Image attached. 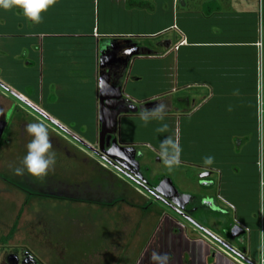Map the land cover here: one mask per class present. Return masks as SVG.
<instances>
[{
	"label": "crops",
	"instance_id": "obj_1",
	"mask_svg": "<svg viewBox=\"0 0 264 264\" xmlns=\"http://www.w3.org/2000/svg\"><path fill=\"white\" fill-rule=\"evenodd\" d=\"M259 42L264 58V0H56L35 25L18 9H0V67L6 66L1 97L13 110L8 94L26 97L33 113L86 147L98 143L101 74L116 75L134 105H165L162 113L152 109L123 117L119 142L136 148L155 183L170 179L155 177L164 157L168 167L181 159L201 191L183 194L206 199L201 210L226 217L210 227L185 221L187 237L226 241L244 263L259 264L264 231L255 134ZM116 45L131 51L123 65L109 54H119ZM81 119L88 124L79 125ZM209 156L212 163L205 164ZM214 188L225 189L233 201L217 205L218 198L208 194ZM233 210L237 220L227 218ZM188 246L194 264H235L214 260L201 242Z\"/></svg>",
	"mask_w": 264,
	"mask_h": 264
},
{
	"label": "rangeland",
	"instance_id": "obj_2",
	"mask_svg": "<svg viewBox=\"0 0 264 264\" xmlns=\"http://www.w3.org/2000/svg\"><path fill=\"white\" fill-rule=\"evenodd\" d=\"M7 53L10 55V51ZM5 67H0V73ZM18 96L8 94L15 109L0 141V264H10L7 261L10 256L29 257V264H156L151 260L153 252L167 254L166 264H194L189 253L190 241L208 245L214 260L222 257L235 264H246L235 247L226 241H215L208 236L189 239V224L185 220L118 174L92 152L93 145H81L33 113L26 97ZM4 98L0 92V121L13 107ZM261 121L263 129L260 131L258 119L255 133L260 148L261 143L264 146V118ZM32 122L43 123L48 128L52 150L56 153L55 165L41 179L15 173V169L22 166L25 146L31 139L25 135L24 126ZM78 122L86 126L89 120ZM142 137L149 141L147 134ZM178 162L168 167L164 157L155 177L158 174L157 177L170 178L180 193L201 192L196 175L181 159ZM153 166L160 167L155 162ZM150 179L152 182L154 175ZM208 194L213 199L218 198L217 205L222 207L225 206L221 200L233 201L225 189L219 192L214 188ZM229 213L227 218L236 219L234 210ZM193 219L205 227L214 222H226L225 216L208 210L199 211ZM14 223H18L15 234L4 242Z\"/></svg>",
	"mask_w": 264,
	"mask_h": 264
},
{
	"label": "flooded vegetation",
	"instance_id": "obj_3",
	"mask_svg": "<svg viewBox=\"0 0 264 264\" xmlns=\"http://www.w3.org/2000/svg\"><path fill=\"white\" fill-rule=\"evenodd\" d=\"M122 45H116L114 47H118V52L119 54H115L114 51H112L111 55H114V60L117 62L119 61L121 65H123L124 61H126L130 54L131 51L120 49L119 47ZM121 48V47H120ZM119 56V57H118ZM106 76V74H103ZM109 78V77H108ZM116 75H113V77L109 78L110 84L115 87H119L117 81H115ZM119 100V101H118ZM112 102V103H111ZM109 105H111L112 113H115L117 111H123L126 109H130V106L132 104L131 101L126 99L124 96L121 99H115L114 102L111 101ZM134 105V104H133ZM134 106H140V105H134ZM154 109V107H151L149 109H142L138 111L137 113H132L129 112L128 114H120V119L119 121L125 117V116H131V115H144L145 113H149L150 110ZM13 112V109L11 111ZM7 111V114L9 113ZM7 116V115H6ZM6 120V117L1 120L0 122H3ZM119 130V129H118ZM118 138V135H117ZM112 142V140H111ZM109 144V146L104 145L103 148L100 145L99 142V136H98V143L96 149V152L99 153L96 154L103 160L107 165H109L112 169H114L118 174L123 176L125 179H127L129 182L135 184L138 186L140 189L148 193L150 196H152L156 201L166 205L168 208H170L172 211H174L180 218H182L185 221H190L195 224V221L193 219V216L197 213L198 210L204 209L207 205V201L204 198H199V197H189L188 199L184 196L183 193H175L174 191H171L169 187L166 185H162L164 180L166 178H162L158 180V182H151L150 177L153 169L149 167H144L141 165V162L138 161L137 156V150L135 147H130V146H125L122 145L119 140L118 144L121 146L120 148L122 149H134L135 150V159L131 158L133 155V152H124L119 150L117 147H115V150L113 151V161L107 162L101 155L104 152H110L111 148L113 147L112 144ZM102 148V149H101ZM111 154V153H110ZM128 155V156H126ZM130 155V156H129ZM104 156V155H103ZM141 159V158H140ZM161 160V159H160ZM159 192V193H158ZM155 193H158L160 198L158 199L155 195ZM237 230H235L236 233ZM32 260V259H31ZM8 263L10 264H29L30 260L29 257H23L21 259L17 258L15 256H10L7 258ZM31 264V263H30ZM34 264H38L37 262Z\"/></svg>",
	"mask_w": 264,
	"mask_h": 264
},
{
	"label": "clouds",
	"instance_id": "obj_4",
	"mask_svg": "<svg viewBox=\"0 0 264 264\" xmlns=\"http://www.w3.org/2000/svg\"><path fill=\"white\" fill-rule=\"evenodd\" d=\"M56 0H0V9H18L21 14L32 24H39L42 21V14L55 5ZM165 105H157L154 113H162ZM163 119V116H160ZM164 128L167 125H163ZM161 129H158V131ZM27 137H31L26 144V153L22 158L21 167L15 169L16 175L27 173L35 179H41L48 175L49 171L56 163V153L52 150L49 139L48 128L40 122L27 123L24 126ZM205 164L212 163V157H205ZM261 254L264 255V231L261 232ZM169 257L167 254L153 252L151 260L156 264H166Z\"/></svg>",
	"mask_w": 264,
	"mask_h": 264
},
{
	"label": "water",
	"instance_id": "obj_5",
	"mask_svg": "<svg viewBox=\"0 0 264 264\" xmlns=\"http://www.w3.org/2000/svg\"><path fill=\"white\" fill-rule=\"evenodd\" d=\"M139 55V53L135 54ZM123 89L121 87H115L110 84V81L108 78H104L101 74V77L99 79V124H100V131H99V142L101 147L103 148L104 145L107 144L109 146L111 140L112 148L110 152H104L101 157H103L107 162L113 161V151L115 150V147H117L119 150L124 152H133V155L131 158L133 160L135 159V150L134 149H122L121 146L118 144V128H119V119L120 114H128L129 112L137 113L138 111L142 109H149L151 107H155L154 103H147L140 106H134L131 104L130 109H126L123 111H117L115 113H112L111 105L109 103L111 101L114 102L115 99H121L123 98ZM119 101V100H118ZM112 103V102H111ZM11 116V112L8 113L6 120L3 122H0V141L2 139L4 129L6 125L9 122ZM101 148V149H102ZM111 153V154H110ZM96 154L99 155V153L96 152ZM104 155V156H103ZM128 156V155H126ZM130 156V155H129ZM162 185H167L171 191H174L175 193H178V190L174 188L172 182L170 179H165ZM159 193V192H158ZM158 193H155L156 197L159 199L160 195ZM185 196V195H184ZM187 199L189 197L185 196ZM236 229L240 230L238 227Z\"/></svg>",
	"mask_w": 264,
	"mask_h": 264
},
{
	"label": "built area",
	"instance_id": "obj_6",
	"mask_svg": "<svg viewBox=\"0 0 264 264\" xmlns=\"http://www.w3.org/2000/svg\"><path fill=\"white\" fill-rule=\"evenodd\" d=\"M262 32V31H261ZM259 50H260V54H259V86H258V91H257V104H258V119H259V127H260V131H262L263 129V122L261 121L264 118V83H263V62H264V58H263V53H262V49H263V45L261 42H259L258 44ZM177 49V48H176ZM95 148V149H93ZM96 149H98L97 144L92 147V152L96 154ZM259 156H258V169L259 172L261 174V186L264 187V180H263V176H264V155H263V151H264V146L261 143V148H259ZM262 217V216H261ZM262 220V218H261ZM261 227H262V222H261ZM216 253H218L216 251ZM259 264H264V255L261 254V258H260V263Z\"/></svg>",
	"mask_w": 264,
	"mask_h": 264
},
{
	"label": "trees",
	"instance_id": "obj_7",
	"mask_svg": "<svg viewBox=\"0 0 264 264\" xmlns=\"http://www.w3.org/2000/svg\"><path fill=\"white\" fill-rule=\"evenodd\" d=\"M263 155H264V151H263ZM17 227H18V223H14L9 235L7 236V238L4 240V242H7L8 240H10L13 235L15 234L16 230H17Z\"/></svg>",
	"mask_w": 264,
	"mask_h": 264
}]
</instances>
